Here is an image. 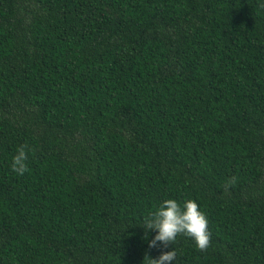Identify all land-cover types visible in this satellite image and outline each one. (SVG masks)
I'll return each instance as SVG.
<instances>
[{"label": "trees", "instance_id": "16d2710c", "mask_svg": "<svg viewBox=\"0 0 264 264\" xmlns=\"http://www.w3.org/2000/svg\"><path fill=\"white\" fill-rule=\"evenodd\" d=\"M167 199L198 204L206 251L149 249ZM171 250L264 264V0H0V264Z\"/></svg>", "mask_w": 264, "mask_h": 264}, {"label": "clouds", "instance_id": "9594fccd", "mask_svg": "<svg viewBox=\"0 0 264 264\" xmlns=\"http://www.w3.org/2000/svg\"><path fill=\"white\" fill-rule=\"evenodd\" d=\"M28 146L22 145L17 149V154L12 158L11 171L23 176L29 171L28 165ZM236 177H231L225 183V188L236 184ZM144 239L148 233L154 230L157 234L148 243L149 249L168 248L175 243L177 236L183 235L191 238L200 251H206L211 243V233L208 229V219L199 210L198 204L194 200H186L181 205L174 199L163 201L159 208L146 216L143 220ZM159 242V243H158ZM176 259L175 250L162 252L158 258H151L147 253L144 256L143 264H173Z\"/></svg>", "mask_w": 264, "mask_h": 264}]
</instances>
